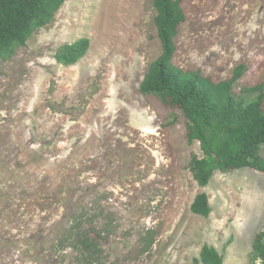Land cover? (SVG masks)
Returning <instances> with one entry per match:
<instances>
[{
    "label": "rangeland",
    "instance_id": "obj_1",
    "mask_svg": "<svg viewBox=\"0 0 264 264\" xmlns=\"http://www.w3.org/2000/svg\"><path fill=\"white\" fill-rule=\"evenodd\" d=\"M182 7L178 67L222 81L245 64L238 95L264 83V0ZM155 15L153 0H66L0 62V264H85L74 240L58 242L74 218L98 245L92 264H195L205 244L223 264L253 263L264 174L195 181L187 167L202 154L185 139L186 118L140 92L162 51ZM82 38L86 55L58 63V49ZM200 193L207 217L191 211Z\"/></svg>",
    "mask_w": 264,
    "mask_h": 264
},
{
    "label": "trees",
    "instance_id": "obj_2",
    "mask_svg": "<svg viewBox=\"0 0 264 264\" xmlns=\"http://www.w3.org/2000/svg\"><path fill=\"white\" fill-rule=\"evenodd\" d=\"M66 0H0V62L14 57L33 34L47 26ZM154 24L161 43V54L153 61L140 85L144 96L158 97L165 106L179 110L187 120L185 139L199 143L201 157L192 155L188 169L200 186H206L215 172L228 173L250 168L264 174V83L234 86L245 73L237 66L231 78L214 81L201 70H184L174 63L176 38L186 21L182 0H153ZM90 46L88 38L61 46L56 60L72 66ZM85 208V207H84ZM83 209V206L80 210ZM211 206L206 193L196 195L191 211L207 217ZM83 211L80 220L85 218ZM59 243L73 242L80 262L92 264L98 252L90 231L71 219ZM151 245V243H150ZM252 264H264V227L252 245ZM195 264H223V257L212 246L203 245Z\"/></svg>",
    "mask_w": 264,
    "mask_h": 264
}]
</instances>
